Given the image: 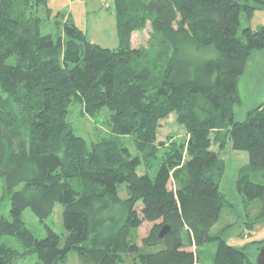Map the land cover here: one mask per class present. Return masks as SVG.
<instances>
[{
  "label": "trees",
  "instance_id": "16d2710c",
  "mask_svg": "<svg viewBox=\"0 0 264 264\" xmlns=\"http://www.w3.org/2000/svg\"><path fill=\"white\" fill-rule=\"evenodd\" d=\"M263 7L264 0H114L119 42L109 48L48 0H0V210L9 207L0 237L14 236L34 264H66L71 251L80 264H123L126 256L130 264H200L207 243L215 244L211 264H255L246 247L211 228L229 204L218 151L229 143L248 152L252 169H264V100L245 119L235 111L238 78L252 52L264 50V25L239 31L240 17ZM147 23L148 47H134L133 32ZM186 44L217 55L190 57ZM73 103L92 116L109 109L112 137L88 145L68 122ZM170 114L185 140H159ZM235 188L264 203V183L248 172ZM56 202L64 231L45 224L36 237L22 211L44 222ZM114 207L121 225L103 233V212ZM143 222L153 225L138 245L134 230ZM254 224L246 222L248 231ZM15 251L0 243V264H13Z\"/></svg>",
  "mask_w": 264,
  "mask_h": 264
},
{
  "label": "rangeland",
  "instance_id": "374dc122",
  "mask_svg": "<svg viewBox=\"0 0 264 264\" xmlns=\"http://www.w3.org/2000/svg\"><path fill=\"white\" fill-rule=\"evenodd\" d=\"M48 4L52 12L60 10L66 14H71L75 23L86 32L87 38L91 42L109 48L118 45L119 38L113 10L114 0H48ZM260 25H264V7L254 10L251 15L242 13L239 31L243 27L255 29ZM150 30V25L147 23L145 29L133 32L131 37L132 45L134 47L147 48L150 43ZM185 53L198 59L217 55L216 50L211 46L199 47L189 44L185 45ZM238 92L242 103L238 109H235L236 119L242 120L245 119L248 110L264 100V50H254L250 55L243 74L238 78ZM109 115L110 111L105 107L92 116L83 110L80 103H73L69 107L67 119L73 131L83 137L86 143L90 145L103 138L112 137L110 128L107 125ZM168 135H174L179 140H185L186 138L184 127L178 123L173 114H170L163 121L158 130L159 140L164 141ZM120 143L133 150L132 141L127 139V137H121ZM213 148L215 149L216 147L214 146ZM218 156L224 164L223 174L220 179V189L225 194L229 204L223 208L220 219L211 228V233L221 232L229 244L236 247H246L250 257L254 258L256 250H254L255 247L252 244L261 240L264 242V217H261L259 213L264 203L260 198L251 201L245 200L236 190L235 182L242 170L248 172L252 180L264 183V169H252L249 165L248 152L232 149L229 143L218 151ZM168 186L170 188L173 187V182L170 181ZM62 209V205L56 202L51 214L44 222H41L31 209L25 208L21 213V219L31 233L38 238L45 235V224L56 232L62 233L64 231ZM137 210H139V206ZM0 213L9 216L7 204L2 206ZM247 221L255 222L254 227L249 231L246 225ZM101 222L103 225L100 229L103 233H107L112 229L117 230L120 227L121 219L115 207L103 212ZM152 225V222H143L134 230V239L138 242V245H141L142 238L147 235ZM242 231H246L248 234L246 236L243 234L239 235ZM0 243H5L11 246L14 251L16 250L17 255L13 264H34L36 261V256L31 250L23 253L25 252L24 248L14 236L4 235L0 237ZM191 249H194V247ZM214 249L215 244H205L199 250V263L211 264V252ZM130 263V259L126 256L123 264ZM66 264H80L75 251H71L68 254Z\"/></svg>",
  "mask_w": 264,
  "mask_h": 264
},
{
  "label": "water",
  "instance_id": "95a60500",
  "mask_svg": "<svg viewBox=\"0 0 264 264\" xmlns=\"http://www.w3.org/2000/svg\"><path fill=\"white\" fill-rule=\"evenodd\" d=\"M168 229V225H164L159 231V236H163ZM253 260L255 264H264V242L257 246Z\"/></svg>",
  "mask_w": 264,
  "mask_h": 264
},
{
  "label": "crops",
  "instance_id": "0c3cea01",
  "mask_svg": "<svg viewBox=\"0 0 264 264\" xmlns=\"http://www.w3.org/2000/svg\"><path fill=\"white\" fill-rule=\"evenodd\" d=\"M71 15V14H70ZM72 16V15H71Z\"/></svg>",
  "mask_w": 264,
  "mask_h": 264
}]
</instances>
